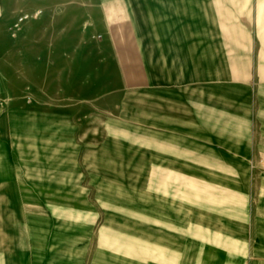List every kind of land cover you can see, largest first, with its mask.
I'll return each mask as SVG.
<instances>
[{
    "label": "crops",
    "instance_id": "crops-1",
    "mask_svg": "<svg viewBox=\"0 0 264 264\" xmlns=\"http://www.w3.org/2000/svg\"><path fill=\"white\" fill-rule=\"evenodd\" d=\"M103 6L95 7L101 24L115 16ZM114 11L129 31L99 27L109 60L95 63V72L108 73L107 97L123 107L124 126L108 129L113 138L99 148L124 152L109 160L118 167L141 169L146 230L162 225L191 238L186 258L167 249L140 263L264 264V240L253 239L264 232L257 204L264 201V0H119ZM137 97L133 141L128 113ZM3 100L0 264H95L100 217L129 230L130 185L95 192V175L86 170L93 161L68 156L75 144L53 143L50 133L37 139L34 117L5 111ZM131 152L139 153L137 165ZM196 232L221 233V255L213 254L209 236L197 247ZM107 259L101 262H120Z\"/></svg>",
    "mask_w": 264,
    "mask_h": 264
},
{
    "label": "rangeland",
    "instance_id": "rangeland-1",
    "mask_svg": "<svg viewBox=\"0 0 264 264\" xmlns=\"http://www.w3.org/2000/svg\"><path fill=\"white\" fill-rule=\"evenodd\" d=\"M118 1L0 0V97L4 99L5 111L29 113L34 117L37 139L50 133L53 143L75 144L68 156L75 160H92L86 170L89 175H95V192L123 191L124 186L130 185L131 224L126 227L129 230L124 231L123 222H113L114 217H100L93 236L95 264H141L147 258L161 256L167 249L186 258L191 244L188 232L163 231L162 225L160 230L151 231L140 223L141 169L118 167V162L114 164L109 160L123 159L125 153L109 151V146L99 148L113 138L108 135V129L124 126L123 107L115 108L112 99L107 97L113 90L107 86L108 73L95 72V63L101 65L109 60L106 54L109 44L101 36L99 27L110 26L112 32L129 31L123 16L114 11ZM101 3L105 12L111 6L115 13V16H107L104 24L95 22V7H100ZM131 107L132 113L128 115L132 116L134 141L135 131L140 127L138 97ZM95 113H98L96 119ZM25 122L20 119L19 127H24ZM98 128L101 133L95 136ZM130 158L131 163L137 165L139 153L131 152ZM260 171L264 172V166ZM124 178L130 183H123ZM258 203L264 208V201ZM232 235L231 239L239 236L238 233ZM207 236L212 242L213 254L220 256L219 232H196V246L203 248ZM253 239L263 241L264 232L253 233ZM127 240L131 245L129 252L124 248ZM125 256H131V262H123ZM108 257L120 262H101Z\"/></svg>",
    "mask_w": 264,
    "mask_h": 264
}]
</instances>
